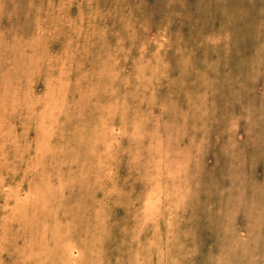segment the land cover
<instances>
[{"label": "rangeland", "instance_id": "obj_1", "mask_svg": "<svg viewBox=\"0 0 264 264\" xmlns=\"http://www.w3.org/2000/svg\"><path fill=\"white\" fill-rule=\"evenodd\" d=\"M0 264H264V0H0Z\"/></svg>", "mask_w": 264, "mask_h": 264}]
</instances>
